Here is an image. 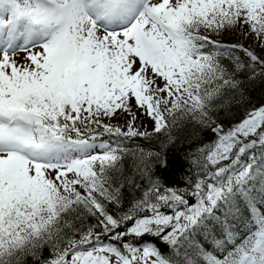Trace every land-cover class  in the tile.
<instances>
[{
	"label": "trees",
	"instance_id": "16d2710c",
	"mask_svg": "<svg viewBox=\"0 0 264 264\" xmlns=\"http://www.w3.org/2000/svg\"><path fill=\"white\" fill-rule=\"evenodd\" d=\"M243 20L258 26L256 41L247 40ZM173 25L183 57L200 66L211 87H197L195 79V91L172 85V96L157 98L153 108L163 127L138 140L107 123L117 108L134 104L130 94L102 90L93 95L81 87L66 103L62 92L39 81L10 91L20 94L1 105L0 113L28 114L51 136L105 140L109 149L84 159L78 194L53 200L50 220L36 215L51 202L38 197L41 191L29 198V188L18 189L4 200L0 221L7 232L0 233V264H57L89 244L121 252L127 245L151 246L170 264H223L248 236L264 232V126L248 140L237 135L264 109V0L191 5L176 14ZM193 95L195 112L187 106ZM228 140L229 155L215 158ZM209 185L223 188L211 208L192 211L174 234L166 236L170 227L128 231L138 217L187 209L180 194L198 201ZM18 233L21 246L13 241Z\"/></svg>",
	"mask_w": 264,
	"mask_h": 264
},
{
	"label": "rangeland",
	"instance_id": "374dc122",
	"mask_svg": "<svg viewBox=\"0 0 264 264\" xmlns=\"http://www.w3.org/2000/svg\"><path fill=\"white\" fill-rule=\"evenodd\" d=\"M209 1L136 0L135 7H138L124 20L120 14L113 19L109 13L110 8L122 3L126 5L124 12L133 9L126 0H107L105 7L96 5L94 9L99 8V12L95 14L90 12L85 0H0L3 29H14L17 21L23 19L24 25L32 26L37 32L32 41L21 46L10 45L12 36L0 45V109L3 108L1 105L10 104L13 97L20 94L11 93L13 88L36 81L58 89L65 95L66 103L67 96L74 95L81 87L93 95H99L102 90L119 91L126 96L130 94L134 104L117 108L107 123L125 136L138 140L148 131L163 127L162 116L153 108L157 98L172 96V85L195 91L191 87L194 82L191 79H195L197 87H211V79L201 77L200 66L183 57L173 25L180 10ZM251 22L243 20L242 25L249 31L247 40L256 41L260 36L256 32L259 28ZM185 70L191 77H187ZM186 80L191 81L190 84ZM187 99L188 96L184 101ZM195 102L193 95L187 103L193 112L196 111ZM263 126L264 109L245 121L237 135L248 140ZM231 142H223L213 156L227 157L232 150ZM108 149L105 140L51 136L28 114L15 116L1 112L0 207L6 198L14 197L18 189L27 191L29 188V198L41 191L38 197H51V202L39 207L36 215L42 221L50 220L55 215L53 200L78 194L77 183L84 170V159ZM240 174L241 171L234 175V179ZM222 189L209 185L198 201L192 195L180 194L179 200L183 201L182 195L186 198L187 209L175 207L172 213L155 212L138 217L128 231L141 233L170 227L166 236L174 234L194 215L192 211L211 208ZM33 203L30 202L35 205ZM193 206L195 209L191 208ZM33 208L37 210L36 206ZM28 216L29 219L34 217L32 214ZM28 222L31 224L32 220ZM6 232L0 221L1 235ZM19 234L22 235L18 233L13 239L15 246L21 243ZM222 263L264 264V232L252 233ZM57 264L170 263L151 246L127 245L121 252L109 245L89 244L72 250L67 259Z\"/></svg>",
	"mask_w": 264,
	"mask_h": 264
},
{
	"label": "bare ground",
	"instance_id": "6f19581e",
	"mask_svg": "<svg viewBox=\"0 0 264 264\" xmlns=\"http://www.w3.org/2000/svg\"><path fill=\"white\" fill-rule=\"evenodd\" d=\"M126 3L129 4L130 7L133 9H130V10L124 12V8L126 7V5H123V3H122L121 6L118 5L115 8H113V7L110 8V13H109L110 16L114 19L115 16H118L120 14V17H122V19H124V20L128 19L130 17V15L138 7V5H137V7H135L136 0H126ZM106 4H107V0H85V5H87L90 8L89 10H90V12H92V14H95V12L96 13L99 12V8L97 10L94 9L96 7V5L98 7H105ZM0 15H1V12H0ZM19 20L17 21L14 29L7 30V28L3 29V24L1 22V17H0V45H2L4 42H6L5 41L6 38L10 37V36H12L11 37V43H10L11 46H21L26 42L32 41V39H34L36 37V35H37L36 30L32 26H28L26 24L24 25L25 22L23 19L21 21H19ZM142 33L149 36V33H147V32L143 31ZM4 45H6V44H4Z\"/></svg>",
	"mask_w": 264,
	"mask_h": 264
}]
</instances>
